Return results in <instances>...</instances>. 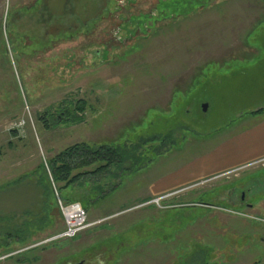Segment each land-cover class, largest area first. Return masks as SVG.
<instances>
[{
  "label": "rangeland",
  "instance_id": "1",
  "mask_svg": "<svg viewBox=\"0 0 264 264\" xmlns=\"http://www.w3.org/2000/svg\"><path fill=\"white\" fill-rule=\"evenodd\" d=\"M260 109L264 0H0V264H264ZM76 143L126 159L46 199Z\"/></svg>",
  "mask_w": 264,
  "mask_h": 264
},
{
  "label": "trees",
  "instance_id": "2",
  "mask_svg": "<svg viewBox=\"0 0 264 264\" xmlns=\"http://www.w3.org/2000/svg\"><path fill=\"white\" fill-rule=\"evenodd\" d=\"M164 1L166 0H161L162 3ZM134 22L136 25L139 24V15L137 18H134ZM249 110H247L246 114L251 116H255L264 112V109L257 110L256 112H250ZM67 112L61 114L64 115V121L70 120L72 123L82 122L84 103L82 102L79 106H76L74 113ZM125 150V146L120 148L117 145L105 144L94 147L87 143H76L65 148L64 150L52 156L45 163L48 171L47 173L49 175L48 182L50 184L47 187L45 186V198L47 199L50 194H53L52 185L57 186V193L69 187L72 188L75 186H85V188L89 187L91 190L90 195H95L97 191L100 192L97 184H99L103 179L106 178V176L110 174L111 168L120 167L124 164L126 158L124 157L123 152H125ZM135 150L136 148H133V151ZM41 167L43 170L44 166ZM44 173H46L45 170ZM1 222L4 223L5 229L15 231L14 235H8V237L15 239L18 243H26L27 238L24 237V229L27 227L26 223L20 225H17L16 223L8 226V224L5 223L6 220L4 218H0V223ZM8 251L9 250H5L2 255Z\"/></svg>",
  "mask_w": 264,
  "mask_h": 264
},
{
  "label": "built area",
  "instance_id": "3",
  "mask_svg": "<svg viewBox=\"0 0 264 264\" xmlns=\"http://www.w3.org/2000/svg\"><path fill=\"white\" fill-rule=\"evenodd\" d=\"M59 210L64 222L65 230L60 235L64 239H72L87 226L86 217L80 205H65L57 198Z\"/></svg>",
  "mask_w": 264,
  "mask_h": 264
},
{
  "label": "water",
  "instance_id": "4",
  "mask_svg": "<svg viewBox=\"0 0 264 264\" xmlns=\"http://www.w3.org/2000/svg\"><path fill=\"white\" fill-rule=\"evenodd\" d=\"M201 108H202V110L205 112V111L207 110V104H202V105H201Z\"/></svg>",
  "mask_w": 264,
  "mask_h": 264
}]
</instances>
